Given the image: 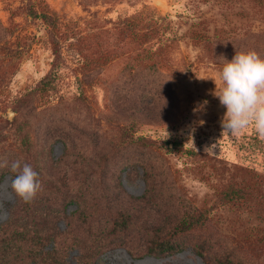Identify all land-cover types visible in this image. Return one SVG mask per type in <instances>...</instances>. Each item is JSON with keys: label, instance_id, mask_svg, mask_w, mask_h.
Wrapping results in <instances>:
<instances>
[{"label": "rangeland", "instance_id": "rangeland-1", "mask_svg": "<svg viewBox=\"0 0 264 264\" xmlns=\"http://www.w3.org/2000/svg\"><path fill=\"white\" fill-rule=\"evenodd\" d=\"M248 51L264 0H0V264H264V135L227 129L217 96ZM15 160L39 174L30 203Z\"/></svg>", "mask_w": 264, "mask_h": 264}, {"label": "clouds", "instance_id": "clouds-1", "mask_svg": "<svg viewBox=\"0 0 264 264\" xmlns=\"http://www.w3.org/2000/svg\"><path fill=\"white\" fill-rule=\"evenodd\" d=\"M219 77L222 86L216 94L227 109L225 127L239 132L254 122L264 135V57L256 51L236 54L220 69ZM0 166L8 167L6 163ZM10 172L14 174L11 190L24 202H32L42 190L39 174L20 160L11 163Z\"/></svg>", "mask_w": 264, "mask_h": 264}, {"label": "trees", "instance_id": "trees-1", "mask_svg": "<svg viewBox=\"0 0 264 264\" xmlns=\"http://www.w3.org/2000/svg\"><path fill=\"white\" fill-rule=\"evenodd\" d=\"M165 147L171 149L167 144ZM206 220L207 217L204 218V214L200 212L189 215L174 225L167 221L157 224L153 229V238L148 247V253L161 257L182 249L181 244L177 241L179 235L192 230L196 226L203 225ZM129 222V216L122 213L115 219V226L125 228ZM197 251L207 264H238L227 254L217 257L208 256L200 250Z\"/></svg>", "mask_w": 264, "mask_h": 264}]
</instances>
